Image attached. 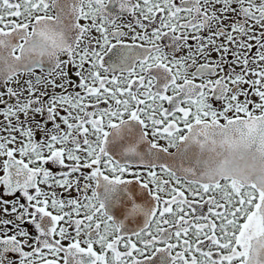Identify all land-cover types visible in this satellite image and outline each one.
<instances>
[{
  "label": "snow or ice",
  "instance_id": "6c2138e0",
  "mask_svg": "<svg viewBox=\"0 0 264 264\" xmlns=\"http://www.w3.org/2000/svg\"><path fill=\"white\" fill-rule=\"evenodd\" d=\"M0 264H264V0H0Z\"/></svg>",
  "mask_w": 264,
  "mask_h": 264
}]
</instances>
